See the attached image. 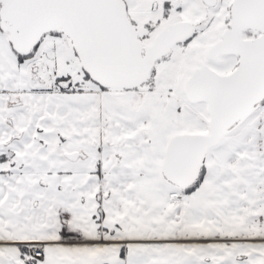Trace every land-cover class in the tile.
<instances>
[{
  "label": "snow or ice",
  "instance_id": "obj_1",
  "mask_svg": "<svg viewBox=\"0 0 264 264\" xmlns=\"http://www.w3.org/2000/svg\"><path fill=\"white\" fill-rule=\"evenodd\" d=\"M0 264H264V0H0Z\"/></svg>",
  "mask_w": 264,
  "mask_h": 264
}]
</instances>
